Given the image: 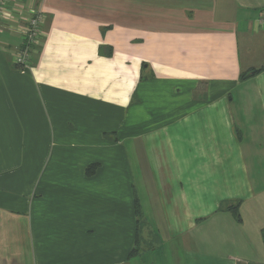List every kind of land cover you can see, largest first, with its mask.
I'll return each mask as SVG.
<instances>
[{
	"label": "crops",
	"instance_id": "0c3cea01",
	"mask_svg": "<svg viewBox=\"0 0 264 264\" xmlns=\"http://www.w3.org/2000/svg\"><path fill=\"white\" fill-rule=\"evenodd\" d=\"M37 4L30 66L0 32V264H264V0Z\"/></svg>",
	"mask_w": 264,
	"mask_h": 264
},
{
	"label": "built area",
	"instance_id": "2783aa9c",
	"mask_svg": "<svg viewBox=\"0 0 264 264\" xmlns=\"http://www.w3.org/2000/svg\"><path fill=\"white\" fill-rule=\"evenodd\" d=\"M45 22L46 14L38 6L37 0H0V32H16L23 40L21 47L11 55L15 66H30L33 47L42 39Z\"/></svg>",
	"mask_w": 264,
	"mask_h": 264
},
{
	"label": "trees",
	"instance_id": "16d2710c",
	"mask_svg": "<svg viewBox=\"0 0 264 264\" xmlns=\"http://www.w3.org/2000/svg\"><path fill=\"white\" fill-rule=\"evenodd\" d=\"M35 48H36V46L33 47V51ZM16 67H18V66H16ZM262 70L263 69H254V70H250L248 72H244L242 74L241 78L247 79V78L253 76L254 74H256ZM240 206H241L240 200L225 201L220 205V210L231 212L238 222H242V216L240 213ZM135 213H136V217H137V231H136V237H135V245L130 252V256L140 253L142 250L141 249L142 242H144L143 238H140V234H141L142 229H143L142 225L144 223V219L142 216L141 205H140L139 199L137 197L135 198ZM263 235H264V230H263Z\"/></svg>",
	"mask_w": 264,
	"mask_h": 264
},
{
	"label": "rangeland",
	"instance_id": "374dc122",
	"mask_svg": "<svg viewBox=\"0 0 264 264\" xmlns=\"http://www.w3.org/2000/svg\"><path fill=\"white\" fill-rule=\"evenodd\" d=\"M141 211L143 212L142 209H141ZM142 216H143V214H142ZM143 219H144V217H143ZM142 226H143V229H142V232L140 234V238H143V240H144V237H145V238H147V240L149 242L156 244V242H158V241L155 239L154 235L149 232V229H148L149 227H148V223L146 220H144V223ZM141 249L142 250L149 249V244L147 242H142Z\"/></svg>",
	"mask_w": 264,
	"mask_h": 264
}]
</instances>
